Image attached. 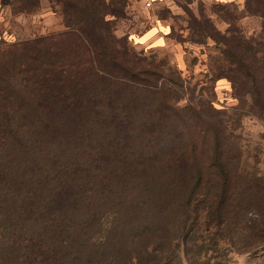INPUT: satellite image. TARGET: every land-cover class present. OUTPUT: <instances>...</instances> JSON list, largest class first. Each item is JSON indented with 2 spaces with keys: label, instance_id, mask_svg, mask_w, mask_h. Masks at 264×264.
Returning a JSON list of instances; mask_svg holds the SVG:
<instances>
[{
  "label": "trees",
  "instance_id": "trees-1",
  "mask_svg": "<svg viewBox=\"0 0 264 264\" xmlns=\"http://www.w3.org/2000/svg\"><path fill=\"white\" fill-rule=\"evenodd\" d=\"M118 1L58 0L66 32L19 44L0 71V264H225L264 250V177L242 172L213 106L178 107L170 73L114 35ZM247 7L264 18V0ZM207 23L263 117L262 44Z\"/></svg>",
  "mask_w": 264,
  "mask_h": 264
},
{
  "label": "rangeland",
  "instance_id": "rangeland-1",
  "mask_svg": "<svg viewBox=\"0 0 264 264\" xmlns=\"http://www.w3.org/2000/svg\"><path fill=\"white\" fill-rule=\"evenodd\" d=\"M57 1L7 0L10 5L0 24V71L12 67L16 53H21L19 44L66 32ZM127 1L126 11L118 1L122 11L111 22L114 35L126 38L137 55L170 73L162 81L174 89L178 107L213 106L235 136L242 172L264 177V116L252 111L250 98L239 97L224 44L201 33L205 26L211 30L209 22L222 36L258 42L264 50V18L251 15L247 0ZM225 264H264V250L232 254Z\"/></svg>",
  "mask_w": 264,
  "mask_h": 264
},
{
  "label": "crops",
  "instance_id": "crops-1",
  "mask_svg": "<svg viewBox=\"0 0 264 264\" xmlns=\"http://www.w3.org/2000/svg\"><path fill=\"white\" fill-rule=\"evenodd\" d=\"M9 2L7 3V0H0V24L3 22V20L5 19V15L7 13V9L9 8ZM63 21V20H62ZM160 30L157 29L156 33L159 34ZM167 35V33H164ZM159 36H161V32L159 34Z\"/></svg>",
  "mask_w": 264,
  "mask_h": 264
}]
</instances>
